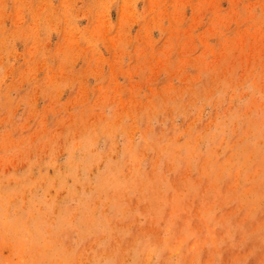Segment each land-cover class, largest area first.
Here are the masks:
<instances>
[{
	"label": "rangeland",
	"instance_id": "374dc122",
	"mask_svg": "<svg viewBox=\"0 0 264 264\" xmlns=\"http://www.w3.org/2000/svg\"><path fill=\"white\" fill-rule=\"evenodd\" d=\"M0 264H264V0H0Z\"/></svg>",
	"mask_w": 264,
	"mask_h": 264
}]
</instances>
